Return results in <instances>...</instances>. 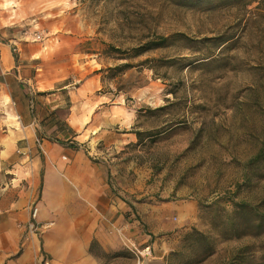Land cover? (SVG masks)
<instances>
[{"label":"rangeland","instance_id":"374dc122","mask_svg":"<svg viewBox=\"0 0 264 264\" xmlns=\"http://www.w3.org/2000/svg\"><path fill=\"white\" fill-rule=\"evenodd\" d=\"M39 1L0 33L8 58L48 79L37 97L85 90L100 110L82 152L101 162L106 191L139 222L166 215V231L138 228L150 256L131 243L125 262L264 264V0ZM43 102L41 119L64 124L66 108Z\"/></svg>","mask_w":264,"mask_h":264},{"label":"crops","instance_id":"0c3cea01","mask_svg":"<svg viewBox=\"0 0 264 264\" xmlns=\"http://www.w3.org/2000/svg\"><path fill=\"white\" fill-rule=\"evenodd\" d=\"M35 3L40 1L0 0L1 35L34 17L40 11ZM10 42L0 41V109L3 120L14 119L13 124L0 123V264H38L39 244L49 264H127L120 253L129 244L144 248L151 241L138 228L155 219L159 226L152 234L166 231V215L152 210L140 225L130 205L110 196L101 162L82 152L80 132L91 127L99 104L90 102L85 90L37 97L47 92L40 85L48 79L18 73L19 65L7 56ZM41 101L44 106L57 101L45 106L48 111L66 108L64 124L51 117L42 120L36 112ZM32 206L38 210L37 222L52 227L41 241L30 236L22 243L20 226L29 220ZM177 210L184 214L185 206Z\"/></svg>","mask_w":264,"mask_h":264},{"label":"built area","instance_id":"2783aa9c","mask_svg":"<svg viewBox=\"0 0 264 264\" xmlns=\"http://www.w3.org/2000/svg\"><path fill=\"white\" fill-rule=\"evenodd\" d=\"M37 212L38 210L36 206H32L29 220L24 225L20 226V229L23 232V236L21 238L22 243L26 242L30 236H37L43 229H47L49 227V224L41 225L37 222ZM133 250L139 256H150V248L148 246L144 247L140 251L136 248H134ZM38 264H49L48 259L45 255H43V253L38 254Z\"/></svg>","mask_w":264,"mask_h":264},{"label":"trees","instance_id":"16d2710c","mask_svg":"<svg viewBox=\"0 0 264 264\" xmlns=\"http://www.w3.org/2000/svg\"><path fill=\"white\" fill-rule=\"evenodd\" d=\"M166 41L165 38H159L158 41L156 42H151L150 44H148V46H146L147 49H154V48H158L160 46L163 45V43ZM257 224H256V228L259 229L258 231H260L262 228H264V216H260L257 219ZM264 230V229H262Z\"/></svg>","mask_w":264,"mask_h":264}]
</instances>
